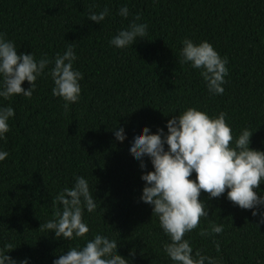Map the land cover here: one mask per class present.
Here are the masks:
<instances>
[{
	"label": "trees",
	"instance_id": "trees-1",
	"mask_svg": "<svg viewBox=\"0 0 264 264\" xmlns=\"http://www.w3.org/2000/svg\"><path fill=\"white\" fill-rule=\"evenodd\" d=\"M124 6L127 18L119 15ZM105 8L109 14L100 24L87 18ZM137 14V23L148 26L147 37L125 49L111 46L109 40ZM0 33L18 54L31 53L37 61H54L72 45L73 68L83 75L79 100L67 110L52 95V63L30 99L0 97V106L15 112L0 139V151L8 152L0 161V249L13 243L7 255L17 264L26 258L28 264H53L96 234L116 240L117 253L130 264H173L163 250L168 237L152 206L140 199L141 176L154 170L151 161L145 156L142 169L130 154L144 127L166 134L167 121L189 107L213 118L223 112L234 138L247 128L253 133L249 147L264 151V0H0ZM186 38L207 41L227 58L223 95L209 93L199 69L179 63ZM120 127L123 142L114 135ZM76 176L87 180L97 205L91 213L84 210L90 231L84 238L56 239L39 228L62 210L53 200L74 186ZM257 192L264 197V183ZM200 200L209 216L185 237L193 255L199 249L219 264H264L260 217L234 205L226 193L210 199L201 192ZM210 223L223 225L222 233L201 237Z\"/></svg>",
	"mask_w": 264,
	"mask_h": 264
},
{
	"label": "clouds",
	"instance_id": "clouds-1",
	"mask_svg": "<svg viewBox=\"0 0 264 264\" xmlns=\"http://www.w3.org/2000/svg\"><path fill=\"white\" fill-rule=\"evenodd\" d=\"M109 14L107 8L99 13L89 12L88 19L100 24ZM119 15L127 18L129 10L121 7ZM141 19L137 14L127 28L109 40L117 49L132 46L138 38L147 37V24L137 23ZM179 63H190L193 69H199L200 75L212 95H223V85L227 82L229 70L227 58L219 53L207 41L195 44L191 39L182 41ZM77 59L72 45L63 55L57 54L54 61L41 58L37 61L31 53L18 54L15 44L0 33V97L9 100L15 95L31 98L36 88V80L44 74L45 68L54 64L48 73L54 82L52 95L64 101L63 107L77 103L81 94L79 81L83 79L80 71L73 68ZM27 81L30 87L25 90L22 84ZM15 112L11 106H0V139L10 131L9 118ZM226 113L215 118L195 107L187 108L178 116L167 121V133L158 129L150 134L144 127L142 133L135 136L130 154L143 169V158L147 156L153 171L141 176L145 182L140 199L152 206V216L157 217L159 226L168 237L163 250L173 264H219L210 256L196 250L193 255L191 242L185 237L199 228L202 218L209 216L205 203L200 200L201 192L209 198H219L225 193L227 199L241 209L253 210V216H259L264 224V197L257 189L264 183V151L249 147L252 132L245 128L238 138L232 135V129L226 121ZM116 140L126 139L123 127L114 133ZM167 145V150L165 149ZM8 152L0 151V161H4ZM193 172L195 179H191ZM62 205L53 218L42 223L39 230L55 233L56 239L73 240L84 238L90 229L83 221L84 210L93 212L97 205L90 193L89 184L82 176L75 177L72 188H64L53 200V205ZM223 225L210 223L207 229L198 234L201 237L220 234ZM117 241L96 234L87 240L83 247H70L59 255L53 264H130L129 260L117 253ZM216 250H220L216 243ZM16 246L9 242L0 249V264H17L7 253ZM135 255L134 250L129 253ZM19 264H28L27 258Z\"/></svg>",
	"mask_w": 264,
	"mask_h": 264
}]
</instances>
